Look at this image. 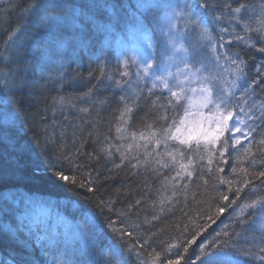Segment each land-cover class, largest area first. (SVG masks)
Returning <instances> with one entry per match:
<instances>
[{
    "label": "trees",
    "instance_id": "16d2710c",
    "mask_svg": "<svg viewBox=\"0 0 264 264\" xmlns=\"http://www.w3.org/2000/svg\"><path fill=\"white\" fill-rule=\"evenodd\" d=\"M152 1L0 0V131L6 136L0 143V264H117L113 253L119 264H206L225 244L236 264H264V216L244 208L264 197V183L251 175L264 171L258 151L264 117L256 111L259 118L250 120L236 107L244 129L255 131L235 146L225 134L215 146L184 147L169 140L167 149L157 147L151 133L168 127L174 112L153 102L166 105L168 96L145 93L131 73L126 79L116 74L110 46L117 36L128 28L151 27L148 14L202 2L156 0L155 9L139 10ZM37 2L47 6L51 22L41 23L30 8ZM214 3L218 10L212 16L221 20L210 27L212 41L201 44L194 31L198 59L209 62L220 90L227 87L218 80L232 79L230 61L237 57L245 62L248 81L258 79L264 40L230 22L234 14L225 5L245 3L241 15L252 17L255 26L264 0ZM236 34L250 39L238 41ZM10 36L19 38L12 48L5 43ZM161 43L157 37V55L165 50ZM89 89L93 92L86 96ZM237 102L245 111L252 103L259 106L264 88L249 90L248 96L238 89L232 104ZM126 107L132 112L122 117ZM179 116L180 108L176 126ZM165 151L173 153L175 163ZM57 170L76 183L60 180ZM246 179L250 183L244 186ZM32 201L49 205L38 210Z\"/></svg>",
    "mask_w": 264,
    "mask_h": 264
},
{
    "label": "snow or ice",
    "instance_id": "6c2138e0",
    "mask_svg": "<svg viewBox=\"0 0 264 264\" xmlns=\"http://www.w3.org/2000/svg\"><path fill=\"white\" fill-rule=\"evenodd\" d=\"M46 5L40 2H37L35 4H30V8H33L35 11V15L39 18L41 23L45 22H51L52 18L49 17L46 12L44 11L46 9ZM225 7L230 8L231 13L234 15H231L229 17V21H235L237 24L242 25V30L245 33L252 32V33H259L260 38L264 40V3L261 4L260 12L258 15L255 16V26H253V18L249 17L248 20H245L244 17L241 15L242 10L247 9V5L245 3H239L238 7L232 8L231 5H225ZM203 10V11H199ZM218 10V6L214 3V0H202L201 3L198 5L193 4H186L184 8L177 14V18L179 20H182L183 27L180 29H176L177 31L183 32L184 30L188 31H195L199 37V41L202 44L204 41L211 42L213 39L212 32L210 31V27L212 25L218 26V22L221 20V16H212V12ZM175 24H169V29H175ZM221 32H228L227 28H220ZM232 35V33H229ZM13 35H15L13 33ZM164 35L169 36L168 32H165ZM236 40L241 42H247L248 39L245 36H240L238 34L234 37ZM221 40H223V37H221ZM11 41V43H9ZM9 41H5V43L8 45L9 48H12L16 46L19 43V38L13 39L12 36L9 37ZM174 37L169 36V44L173 46L174 52L182 53L181 57V63L183 64V68H178L177 73H169L168 76L172 77L174 79V83L169 82L168 77H157V79L160 81V87L167 90L170 95L166 97V105H160L157 102H153L154 107H162L167 111L169 108H171L174 112L173 116V122L168 124V127L162 128L159 130V132H152V137H157L155 139V144L157 147L160 145H163L165 149L168 147V141L169 140H176L178 139V134L180 133V128L176 127L175 124V112L178 108L183 107V102L187 100L189 104L192 102V97L188 95V92L191 93H198L199 94V102L200 106L204 109L209 110L210 112H214V119L213 123L217 125L215 132V135H212L210 139H208V133L205 132V138L208 139L209 143H214L216 140L220 138L224 134L225 131L234 132V133H241L243 130L240 127V125L244 124L245 121L240 118L239 113L235 112V108L239 107L240 112L243 113L244 116H246L250 120L258 119L259 117H256L255 112L259 111L261 117H264V102H261L259 106H257L255 103H252L250 106H248L247 111L244 110V106L237 104L233 105L232 100L235 98L236 91L238 89L243 90V95L248 96L249 90H251L253 93H255V88L262 87L264 88V66H261L257 69V77L258 79H253L251 82L247 79L246 74V65L245 62L241 59L234 58L231 59V64L235 65V68H231L230 75L232 76V79L228 81L229 87L226 89L220 90L217 88L216 83L214 82L217 77L213 75H200L201 72L205 71V67L201 61L198 60V57L200 55L199 53V44L198 45H189L188 47H184L183 45H176L173 43ZM212 49L216 50V44H212ZM252 47H255V45H250ZM220 47H223V44L220 45ZM258 51L264 53V47H260ZM220 56L217 55L216 60L217 64L219 65ZM225 59H228L225 57ZM200 63L201 67L195 68V64ZM153 66L151 64H147L144 68L145 75H148L149 70ZM122 76L128 75L127 72L121 73ZM243 81L244 83L241 84L240 82ZM119 86L120 81L116 82ZM193 83H196L197 87H191ZM158 85L156 83H153V88H156ZM152 89H149V92H151ZM93 92V89H89L87 93H85L86 96L91 95ZM159 100V98H158ZM104 100H99V104H103ZM87 109H82V111H86ZM132 109L130 107H126L124 112L121 113V116L123 117L125 113H131ZM185 112L187 113V109H185ZM159 119L167 122L168 117L167 115H162L159 117ZM183 123V121H181ZM176 127V131L172 132V128ZM148 128H152V125L149 124ZM119 131V129H118ZM255 131V128H252L249 126V130L247 132H243L244 139H247L252 132ZM142 139H147L146 137L141 135ZM6 139L5 134L3 131H0V143L4 142ZM197 140V145H199V139L193 135H188L185 139H180V144H188L192 140ZM241 143L240 137H236L233 140V146L238 145ZM259 145L261 147L258 148V151L261 153V158L264 159V139H261L259 142ZM147 147V145H145ZM224 147H228V141H224ZM101 151H104L102 148ZM246 155L251 154V149L247 148L245 149ZM160 155V153H157ZM221 156L224 155L223 150H221ZM111 155V153H109ZM122 158L123 153H121ZM147 155H151V153H147ZM163 155L172 156L173 162H176V158L170 151H165ZM211 162V161H210ZM157 164H160L162 167H168V164L164 163L163 160H157ZM192 163V160L189 158V164ZM119 167V165H117ZM135 167V165H133ZM180 167L187 171L188 165L181 164ZM241 171L247 176L249 175L248 169L244 168L241 169ZM189 176L192 175L190 171L187 172ZM54 175L58 177L60 180L68 181L69 179L72 180V183L75 184L76 181L74 178H70L63 174L62 170H57L54 172ZM256 179H261L262 183H264V171H259L252 173ZM207 183V181L205 182ZM250 183L249 180L244 181V186H247ZM84 184H80V187H84ZM88 191L91 192L92 189L88 188ZM224 200H227L228 197L224 196ZM139 203V201L137 202ZM245 209H251L253 210L250 215L255 214V210L259 209L262 216H264V197H259L257 199H253L250 203L244 205ZM218 212L223 211V209H218ZM130 235V234H129ZM191 243V241H189ZM227 247V244H225L224 248H218L213 253L209 254L208 259L206 261V264H236L234 259L232 258L231 254L224 250ZM113 258L117 261V264H119V257L116 253H113ZM27 264V262H25ZM168 264H178V261H169Z\"/></svg>",
    "mask_w": 264,
    "mask_h": 264
},
{
    "label": "rangeland",
    "instance_id": "374dc122",
    "mask_svg": "<svg viewBox=\"0 0 264 264\" xmlns=\"http://www.w3.org/2000/svg\"><path fill=\"white\" fill-rule=\"evenodd\" d=\"M184 3H186L185 0ZM156 4L158 3L155 0L148 3L147 6L139 5L138 8L144 13L146 12L145 7L149 10H151V8L155 9ZM181 10V8L173 5L172 7L169 6L167 9L158 11V13L148 14L151 27L143 25V28H128L124 35L121 37L117 36L114 39V45L112 44L110 48L114 51V58L112 62L113 65L116 66V74L118 78L126 79L131 73L135 76L136 81L142 86L145 93L148 94L149 89H152L151 92L163 90L168 96L170 95L167 90L159 86L160 81L157 77H168L170 84L174 83V79L169 77L168 74H175L177 73L178 68H183V64L181 63V57L183 54L173 51V46L168 42L169 36L174 37V44L183 45L184 47H188V45L192 44L195 45L196 42L195 39L191 40V35H189L187 30H184L183 32L176 30L183 27L182 20L177 18V14ZM170 23L175 24L176 28L170 30ZM239 26L241 25L239 24ZM165 32H168L169 36L164 35ZM154 34L158 37V40L160 39L162 41V48L165 49L158 55L155 52L157 48L155 46L157 38L154 37ZM198 60L203 63L204 67L208 66L210 71H213L211 66L208 64L209 62L207 63L204 59ZM147 64H151L153 67L149 70L148 75H145L144 68ZM199 67H201V64L196 63L195 68ZM123 72H127L128 75L122 76L121 73ZM200 75H209V73L205 68V71L201 72ZM153 83H156L158 86L153 88ZM197 86L198 85L196 83L191 85V87ZM188 95L192 97V102L191 104H189L187 100L183 102V107L180 108V116L176 126L180 128V133L178 134V139L172 141H174L175 144L184 147H198L203 145L206 146L208 144L215 146L219 139L214 143L208 142V139H210L212 135L216 134L215 129L217 125L213 123L214 112H210L200 106L198 93L188 92ZM185 109H187V113L185 112ZM240 118L242 119V117ZM181 121H183V123H181ZM176 127L173 132L176 131ZM240 127L243 130L241 133L225 131L224 134H229L232 140L236 137H240L241 142L245 141L246 139H244L243 132L247 131L242 125H240ZM205 132L208 133V139L205 138ZM190 134L199 139V145H197V140L195 139L188 144L179 143L180 139H185ZM27 201H29V199H27L26 202ZM32 202L30 203L32 204ZM36 208L38 210L45 209V207L41 205H36Z\"/></svg>",
    "mask_w": 264,
    "mask_h": 264
},
{
    "label": "bare ground",
    "instance_id": "6f19581e",
    "mask_svg": "<svg viewBox=\"0 0 264 264\" xmlns=\"http://www.w3.org/2000/svg\"><path fill=\"white\" fill-rule=\"evenodd\" d=\"M36 205H41V206H44V207H48L49 204L47 203H42V202H38V201H33Z\"/></svg>",
    "mask_w": 264,
    "mask_h": 264
}]
</instances>
